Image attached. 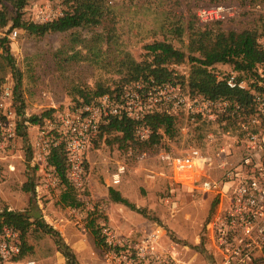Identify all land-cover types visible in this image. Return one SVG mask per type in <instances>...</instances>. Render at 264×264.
I'll list each match as a JSON object with an SVG mask.
<instances>
[{
	"label": "rangeland",
	"instance_id": "374dc122",
	"mask_svg": "<svg viewBox=\"0 0 264 264\" xmlns=\"http://www.w3.org/2000/svg\"><path fill=\"white\" fill-rule=\"evenodd\" d=\"M216 3L235 6L238 14L214 25L215 28L252 29L260 35V41L264 39V0H217ZM5 4L14 15L16 10L12 2L7 0ZM207 4L209 0H117L110 4L109 14L97 26L40 36L23 28H11V21L0 32L1 36L9 38L16 68L21 74L17 93L16 75L12 71L7 73L0 88L6 84L13 89L22 124V136L10 143L0 160V210L9 208L24 212L32 222L42 219L59 234L57 237L32 227L28 234L30 248L24 258H34L38 264H69L70 260L75 264H108L105 245L92 232L91 220L95 219L101 237L103 223L121 235L130 236L133 243L156 233L159 248L177 252L184 261L194 264L219 262V257L205 247L204 235L216 196L173 180L171 169L161 160L160 154L184 156L193 148H199L211 156L222 144H228L236 153L233 159H239L246 137L243 124L248 125L251 119L258 117L257 108L255 113L231 121L226 136L223 132L226 120L221 116L229 106L219 111L215 120L179 110L174 113L179 119L177 135L165 137L156 147L145 151L138 147L122 148L118 144L111 146L105 142V137L97 136L86 153L84 187L78 189L72 184L82 202L78 207L60 201L65 187L57 172L40 171L31 165L42 131L44 140L57 135V131L47 125L49 118L57 120V115L81 105L80 90L94 91L104 86L115 95L125 86L133 85L135 82L123 81L126 67L131 61L145 58L146 44L165 40L187 52L189 26H205L196 11ZM65 9L61 0H29L22 9V18L47 22V17L64 13ZM181 27L183 33L178 32ZM96 33L104 36L98 55L93 52ZM2 51L0 47V53ZM75 51H81L86 59H71L69 56ZM172 67L186 77L189 75V62ZM233 71L229 64L215 67L220 78H226ZM258 71L264 76V65ZM245 77L242 79L253 92V79ZM119 86L121 90L118 91ZM176 87L181 95L194 97L187 84L179 82ZM167 105L172 107L173 102L164 101L157 107L163 110ZM50 109L53 110L51 115L43 116ZM33 115L42 116V122L32 124L30 117ZM255 131L264 136V120ZM119 164H124L126 171L121 183L114 185L111 176ZM215 164L208 168V175L218 178L223 171ZM27 182L31 191L24 190ZM110 187L119 190L138 210L114 201L109 195ZM261 260L264 264V256Z\"/></svg>",
	"mask_w": 264,
	"mask_h": 264
},
{
	"label": "built area",
	"instance_id": "2783aa9c",
	"mask_svg": "<svg viewBox=\"0 0 264 264\" xmlns=\"http://www.w3.org/2000/svg\"><path fill=\"white\" fill-rule=\"evenodd\" d=\"M108 1L114 3L117 0ZM237 14L235 6L224 3L201 6L196 11L202 24L226 21ZM58 15L53 14L46 19L49 21ZM260 43L264 48V39ZM226 80L232 88H250L244 79L237 76V71L228 75ZM179 91L173 83L147 86L143 82H135L125 86L119 94L108 92L96 101L82 103L65 114H59L57 120L49 118L47 125L56 130L57 135L44 140L42 131L31 165L40 171L56 172L50 164L51 151L53 147L63 145L68 178L76 188L82 189L86 153L92 141L99 136L101 124L110 116H126L137 121L136 138L145 141L151 133L145 120L148 114L156 111L174 114L184 110L188 114L215 120L219 111L229 106L228 101H212L203 95L183 96ZM173 92V95L169 94ZM253 94L258 117L251 119L248 125L243 124L246 137L239 159H233L236 153L228 144H222L211 156L199 148H193L184 156L168 152L160 154L161 160L171 169L173 180L204 193H213L217 198L216 209L206 222L204 234L205 247L220 259L212 264H263L264 136L255 130L264 120V92L253 91ZM164 101H172L173 106L159 109L157 106ZM20 124L13 89L5 84L0 88V160L4 158L6 148L19 136ZM223 132L225 136L229 134V131ZM215 163L223 171L218 178L208 175V168ZM125 171L124 164L117 166L111 176L114 185L121 183ZM101 235L108 264H194L184 261L177 252L159 248V235L156 233L147 234L133 243L130 236L121 235L103 223ZM22 244L20 230L4 226L0 232V264H38L34 258L21 256Z\"/></svg>",
	"mask_w": 264,
	"mask_h": 264
},
{
	"label": "trees",
	"instance_id": "16d2710c",
	"mask_svg": "<svg viewBox=\"0 0 264 264\" xmlns=\"http://www.w3.org/2000/svg\"><path fill=\"white\" fill-rule=\"evenodd\" d=\"M0 0V32L12 21L13 27L25 29L27 32L36 35H45L54 32H67L73 28L100 25L110 12L108 0H61L66 6L64 13L47 22L26 21L23 17L22 9L29 0H10L15 8V14L11 15L8 6ZM217 0H209L210 4ZM223 21H217L205 26H189V43L187 52L175 47L165 40H158L145 45V58L142 61H131L126 67L124 83L143 82L147 86L164 85L166 83L177 84L179 82L187 84L189 92L194 96L203 95L212 101H228L229 109L222 113L223 130L230 129L231 121L248 116L256 112V101L252 90L242 88H232L228 85L225 77L220 78L215 72L217 64H229L237 71L240 79H253L251 88L254 91L264 92V77L259 73L258 68L264 65V48L262 47L259 34L256 30L244 29L242 31L223 30L218 26ZM178 32L183 33L184 29L178 28ZM93 52L100 53V42L104 36L100 33L94 35ZM10 40L7 36L0 35V83L4 81L7 73L12 71L16 75V93L21 83V74L16 68L15 57L9 47ZM91 51V50H90ZM81 51H75L71 59H86ZM190 63L189 75L182 74L175 70L172 65ZM245 77V78H246ZM262 82V83H261ZM123 83V84H124ZM121 90L120 86L117 89ZM110 90L104 86H99L94 91H79L83 98L82 103H90L103 96ZM16 97V96H15ZM239 106V108H237ZM53 110L43 113V116H50ZM243 119V118H242ZM146 123L151 128L149 139L140 141L136 138V128L139 123L126 116H110L101 124L98 138L105 137V142L111 146L118 144L119 147H138L142 151L156 147L165 137L173 138L178 133V115L166 111H156L146 116ZM32 124L42 122V116L33 115L30 117ZM22 124L19 125L18 134L22 136ZM50 164L56 168V172L61 178L65 190L61 194L60 201L71 207H78L82 202L78 199L73 190L67 171L66 154L63 145L53 147L50 155ZM25 191H31L28 182L24 186ZM110 197L123 203L132 209H137L127 198L123 197L119 190L109 188ZM213 208L208 217L212 216L217 206V198L213 202ZM138 210V209H137ZM13 226L20 230L22 236V253L25 256L28 243V234L32 227L41 229L46 233H51L59 237L58 232L42 219L31 221L26 213L4 208L0 210V232L4 226ZM92 232L96 237L100 236V227L96 220H91ZM58 244L61 240L58 238ZM70 255V254H69ZM69 264H75L70 260Z\"/></svg>",
	"mask_w": 264,
	"mask_h": 264
},
{
	"label": "water",
	"instance_id": "95a60500",
	"mask_svg": "<svg viewBox=\"0 0 264 264\" xmlns=\"http://www.w3.org/2000/svg\"><path fill=\"white\" fill-rule=\"evenodd\" d=\"M38 216V215H37Z\"/></svg>",
	"mask_w": 264,
	"mask_h": 264
}]
</instances>
